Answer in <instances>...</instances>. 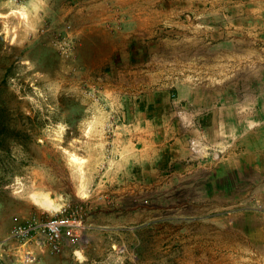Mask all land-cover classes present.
Returning a JSON list of instances; mask_svg holds the SVG:
<instances>
[{"label":"rangeland","instance_id":"374dc122","mask_svg":"<svg viewBox=\"0 0 264 264\" xmlns=\"http://www.w3.org/2000/svg\"><path fill=\"white\" fill-rule=\"evenodd\" d=\"M252 9L0 0V264H264L262 243L244 222L230 233L214 219L211 189L181 160L168 166L155 133L184 121L176 109L188 86L237 123L264 122V34ZM52 216L76 224V242L52 252L35 234L11 235L15 222Z\"/></svg>","mask_w":264,"mask_h":264},{"label":"crops","instance_id":"0c3cea01","mask_svg":"<svg viewBox=\"0 0 264 264\" xmlns=\"http://www.w3.org/2000/svg\"><path fill=\"white\" fill-rule=\"evenodd\" d=\"M249 1L253 11L261 10L254 16L262 19L259 33L264 34V0ZM196 94L194 87H184L182 105L176 109L185 115L184 121H170L163 132H155L156 136H165L164 162L169 166L179 159L185 174L200 173L204 191L211 189L207 191L211 197H207L212 199L214 219L228 226L230 233L237 232V226L244 222L246 234L264 247V122L237 123L224 116L222 109L196 99ZM151 134L146 131L139 136H125L123 141L138 142L150 139ZM171 151L173 157L169 156ZM176 172L174 169L170 174ZM35 243L48 249L41 239Z\"/></svg>","mask_w":264,"mask_h":264},{"label":"built area","instance_id":"2783aa9c","mask_svg":"<svg viewBox=\"0 0 264 264\" xmlns=\"http://www.w3.org/2000/svg\"><path fill=\"white\" fill-rule=\"evenodd\" d=\"M75 223L62 216H52L43 221H20L15 222L11 228V235L14 239L27 242L34 234L39 236L41 243L50 251H59L62 243L76 242L77 236L74 233ZM25 261L31 262L35 257L26 252Z\"/></svg>","mask_w":264,"mask_h":264},{"label":"bare ground","instance_id":"6f19581e","mask_svg":"<svg viewBox=\"0 0 264 264\" xmlns=\"http://www.w3.org/2000/svg\"><path fill=\"white\" fill-rule=\"evenodd\" d=\"M38 200H39V202H40L41 204H45V205H48V204L51 205V203L53 202L52 199L47 198L46 196H42V197H41L40 199H38Z\"/></svg>","mask_w":264,"mask_h":264}]
</instances>
